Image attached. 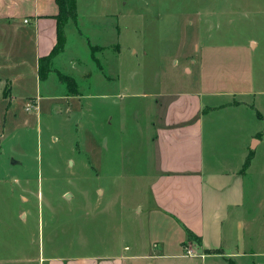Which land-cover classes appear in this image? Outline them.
<instances>
[{
  "label": "rangeland",
  "instance_id": "374dc122",
  "mask_svg": "<svg viewBox=\"0 0 264 264\" xmlns=\"http://www.w3.org/2000/svg\"><path fill=\"white\" fill-rule=\"evenodd\" d=\"M99 2L80 0L79 6L83 11ZM108 2L119 16L120 58L103 28L114 27L117 19L91 23L85 17L80 29L104 46L90 54L88 44L69 36L62 58L80 57L79 67L65 62L58 69L74 77L73 90L55 83V74L39 86L30 74L32 85L12 90L8 104L0 84V264L91 253L88 247L111 238L103 213L108 203L111 213L123 216L124 235L117 242L131 255L136 242H143L139 264H160L164 260L156 258L164 254H169L165 264H229V257L235 264H264L263 149L247 177L254 199L245 214H233L241 215L231 218V232L221 233L223 254L213 250L200 258L199 237L187 233L180 250L176 234L148 218L145 175L154 156L152 123L162 112H156V99L200 95L211 105L245 101L264 115V0ZM48 66L50 73L51 61ZM117 72L119 92L113 89L117 84L96 82L114 81ZM244 116L253 117V130L263 129L252 110ZM210 239L208 244H216Z\"/></svg>",
  "mask_w": 264,
  "mask_h": 264
},
{
  "label": "crops",
  "instance_id": "0c3cea01",
  "mask_svg": "<svg viewBox=\"0 0 264 264\" xmlns=\"http://www.w3.org/2000/svg\"><path fill=\"white\" fill-rule=\"evenodd\" d=\"M79 3L80 0H76V19H66L63 24L65 41L62 50L51 57V71L46 79L40 80L39 59L49 55L57 42L59 6L55 0H0V84L3 89L2 97L7 95L8 104L12 102V90H27L32 85L27 78L30 74L32 82L38 86L45 83L51 75L57 76V72L73 77L58 69L65 62L79 67L80 57L62 58L68 49L69 36L76 39L79 45L80 41L88 44L90 54L104 46L96 43L99 42L98 38L90 40L80 29L85 17L91 23H95L93 20L99 17L113 18L114 21L117 19L114 27L103 28H106L104 36L112 37L109 44H117L120 58V28L116 8H110L108 0H101L99 4H89L88 10L81 11ZM116 74L114 81H95L101 82L104 87L117 84V88H112L119 92L120 76L118 72ZM54 82L61 86L65 84L58 76ZM74 87L75 83L70 90ZM72 96L62 95L61 98L70 99ZM199 96L161 102L156 99V112L158 109L162 112L156 113L152 123L155 129L152 139L154 156L150 173L145 175L149 179L151 195L146 212L148 218H154L161 226L176 234L174 243L177 245L180 242V250H183L187 241V230L198 236L200 242L195 243V250L202 258L213 250L223 252L221 233L231 232V218H238L242 212L245 214L248 202L254 199L252 187L248 188L247 177L257 160L259 150L263 149L264 152V126L262 130H253V117L250 116L248 121L244 114L250 109L260 121H264V115L254 104L245 101L211 105L201 101ZM36 100L35 98L34 104L37 103ZM257 112L262 118L256 115ZM248 156L250 159L243 170V163ZM261 170L264 173L263 161ZM111 205L113 204L108 203L103 210L105 221L112 226L106 225V233H111V238L104 237L98 246L88 247L92 249L91 253L79 251L69 255H42L38 264L138 263L142 258L140 245L143 242H136L137 251L132 255L127 253L128 246H121L117 242V235H124L123 222H120L123 216L111 213ZM239 211L241 214L233 215ZM110 217L114 218L113 222L108 220ZM239 222L240 220L237 223L238 230ZM162 236L157 239L163 240ZM211 236L215 237L216 244L212 243L214 245L207 243L211 242ZM215 245L217 247L212 248ZM179 253L181 252L175 255H181ZM159 256L161 257L156 259L164 260L160 264L169 263V254ZM226 259L229 264H235L230 257Z\"/></svg>",
  "mask_w": 264,
  "mask_h": 264
},
{
  "label": "trees",
  "instance_id": "16d2710c",
  "mask_svg": "<svg viewBox=\"0 0 264 264\" xmlns=\"http://www.w3.org/2000/svg\"><path fill=\"white\" fill-rule=\"evenodd\" d=\"M56 3L59 6V13L57 14V42L49 55L41 57L39 59V68H38V75L40 80H44L47 78V74L49 73V61L53 55L58 53L62 50L64 45V34H63V24L66 21V19L75 20L76 19V0H55ZM57 76L59 80L65 85L69 86L71 89L74 86V80L67 75L61 74L60 72H57ZM259 118H262L261 114L257 112L256 114ZM250 159V156H248L245 159V162L243 163V170L246 168L248 161ZM187 235L189 237L194 236L192 232L189 230L186 231ZM197 240L200 241V238H197ZM230 264H234L233 262H230Z\"/></svg>",
  "mask_w": 264,
  "mask_h": 264
},
{
  "label": "water",
  "instance_id": "95a60500",
  "mask_svg": "<svg viewBox=\"0 0 264 264\" xmlns=\"http://www.w3.org/2000/svg\"><path fill=\"white\" fill-rule=\"evenodd\" d=\"M12 163H14L13 160H12Z\"/></svg>",
  "mask_w": 264,
  "mask_h": 264
}]
</instances>
